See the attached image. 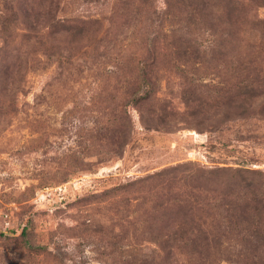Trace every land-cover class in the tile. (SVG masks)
Listing matches in <instances>:
<instances>
[{"label":"rangeland","instance_id":"obj_1","mask_svg":"<svg viewBox=\"0 0 264 264\" xmlns=\"http://www.w3.org/2000/svg\"><path fill=\"white\" fill-rule=\"evenodd\" d=\"M176 1L0 0V264L264 258V5L212 58Z\"/></svg>","mask_w":264,"mask_h":264},{"label":"trees","instance_id":"obj_2","mask_svg":"<svg viewBox=\"0 0 264 264\" xmlns=\"http://www.w3.org/2000/svg\"><path fill=\"white\" fill-rule=\"evenodd\" d=\"M245 0H177V5L181 8L183 14L187 17L186 26L184 29H189L194 26H201L204 29L214 35V49L212 58L218 56L223 57H237L241 54V44L238 37L239 30L244 25V18L246 14L244 12ZM264 5V0H259ZM247 20V19H246ZM259 20V25H264V20ZM185 46L180 45L178 49L179 57L181 60H199L202 58V49L194 41H183ZM236 53V54H235ZM242 58V56H241ZM252 58L251 55L246 54L244 59ZM184 59V60H183ZM253 63V62H252ZM251 63V64H252ZM241 64H245L242 60ZM248 96L255 94V90L250 89L245 93ZM178 239L171 244H167L165 264H173L177 260H174V256L177 253L182 252L184 248H189L190 252L194 254L192 264H207V258L204 256V252L208 250L209 244L207 242L208 237H204L202 231H198V237L191 239L188 231L179 229L176 232ZM188 241L184 242V239ZM251 264H264V258H258L254 260H246ZM142 264H152L146 260Z\"/></svg>","mask_w":264,"mask_h":264}]
</instances>
